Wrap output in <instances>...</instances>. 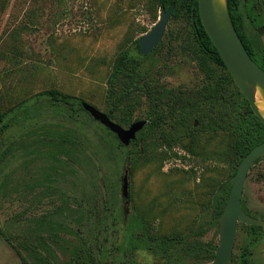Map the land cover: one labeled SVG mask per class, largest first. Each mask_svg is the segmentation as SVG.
<instances>
[{
  "label": "rangeland",
  "instance_id": "obj_1",
  "mask_svg": "<svg viewBox=\"0 0 264 264\" xmlns=\"http://www.w3.org/2000/svg\"><path fill=\"white\" fill-rule=\"evenodd\" d=\"M238 12L243 35L264 60V35L255 31L264 26V0H240ZM159 17L156 0H0V113L27 102L0 128V228L14 245H38L35 257L19 250L29 264H75L76 256L90 252L101 264L194 263L177 258L175 246L160 254L144 249L136 239L139 217L153 234H181L217 248L212 205L238 165L233 136L216 128L211 104L196 96L207 82L180 48L183 20L170 17L161 46L137 56L134 41ZM125 49L141 59L140 73L169 94L160 97L164 104L190 106L191 118L208 115L212 128L164 144L159 135L168 122L147 128L142 95L130 125L146 124L118 151L115 134L84 109L42 94L54 89L107 115L108 79ZM181 95L191 101L174 104ZM129 153L139 155L133 167L123 161ZM125 173L128 199L121 194ZM241 203L247 215L264 221V159L248 172ZM246 226L238 223L229 264L242 258L264 264V228ZM198 227L205 230L199 238ZM0 264H21L2 239Z\"/></svg>",
  "mask_w": 264,
  "mask_h": 264
},
{
  "label": "trees",
  "instance_id": "obj_2",
  "mask_svg": "<svg viewBox=\"0 0 264 264\" xmlns=\"http://www.w3.org/2000/svg\"><path fill=\"white\" fill-rule=\"evenodd\" d=\"M156 1L158 7L164 8V10H167L170 5L173 4L174 9L170 17L173 19H181L185 22L184 28L178 33L180 48L186 56L194 61L197 69L207 82L196 92V96L211 104V114L217 120L215 123L216 128H220L222 131L224 130L233 136V151L239 163L254 146L264 141V126L253 114L248 102L235 86L219 54L204 31L198 14L197 0ZM226 4L230 19L246 51L252 60L264 70V60L261 57L263 51H258L256 54L250 42L247 41L242 33V19L238 12V0H226ZM134 42L137 56L142 57L143 55L139 53L138 39ZM159 45L161 46V41L157 46ZM138 57L134 58V56L125 49L115 60L111 75L108 79L106 91V102L107 105L110 106V111L107 116L110 119H114L113 112L118 111V115L114 120L119 125L128 127L131 123L132 114L141 105L140 96L144 95L148 103L147 117L149 123L147 128L153 127L154 129L160 130V125L168 122L169 129L159 135V140L164 144H180L183 139L204 133L209 129V126L212 128V125H207L205 121L208 119V115H200V117L191 118L190 114L192 111L190 106L188 108L186 105H181L177 106L176 109V106L170 107L164 104L160 97L165 96L164 99H167L169 94L165 93L163 88L158 86L157 83H153L152 80H148L140 73L139 67H141V59ZM42 94L54 102L72 103L80 110H83L81 105L82 101L75 97L54 89L46 90ZM175 101L174 104H179L178 101L187 104L191 100H182L181 95L178 96ZM24 103L27 102L23 101L0 113V128L3 126L4 119L13 113L14 109H19ZM120 106H122V108H120ZM123 148L124 147L117 142L116 149L120 151V149ZM138 156L139 155L135 156L129 153L123 156V161L126 163L131 160V167H133ZM1 160H3L2 155H0V161ZM260 160L261 159H257L254 164L258 163ZM235 171L236 169H234L233 175ZM230 179L222 185L212 205L213 211L210 222L216 229L218 228V218L229 195L231 187ZM139 219L136 239L143 241L144 249L151 253L160 254V252H165L172 246H175V249H177L176 257L180 258L181 256H187L190 261H194L192 264H205L213 260L216 250V246H214L213 243H206L198 240L191 241L187 236L181 234L170 236L153 234L151 230L144 227V220L140 217ZM246 227L254 231L261 229V227L256 226ZM204 232L205 230L203 228L198 227L194 235L199 238ZM131 238L130 249L133 251L136 245L133 243L134 236H131ZM0 239L6 242L20 257L21 264L29 263L21 257L19 252L20 249L32 253V255L34 254V257L37 253L38 245L28 242H21L18 243V245H14L5 236L1 228ZM73 261L75 264H101V260H96L92 252L87 256H76ZM38 264L44 263L39 262ZM124 264L138 263L132 260ZM240 264L249 263L243 261L240 262Z\"/></svg>",
  "mask_w": 264,
  "mask_h": 264
},
{
  "label": "water",
  "instance_id": "obj_3",
  "mask_svg": "<svg viewBox=\"0 0 264 264\" xmlns=\"http://www.w3.org/2000/svg\"><path fill=\"white\" fill-rule=\"evenodd\" d=\"M198 14L212 45L219 54L235 86L244 96L253 114L264 126V70L252 60L240 40L230 19L226 0H197ZM174 5L160 8V17L154 27L138 39L139 53H150L161 41ZM264 35V26L256 29ZM256 96L260 101L256 100ZM82 108L102 126L115 134L119 143L128 146L144 127L145 121L133 122L128 128L111 121L106 114L82 102ZM257 159H264V141L254 146L238 163L231 177V187L225 206L218 218L219 241L213 260L209 264H228L230 261L238 223L264 228V221L252 218L241 208V197L248 172ZM121 194L128 199L127 175L122 178Z\"/></svg>",
  "mask_w": 264,
  "mask_h": 264
},
{
  "label": "flooded vegetation",
  "instance_id": "obj_4",
  "mask_svg": "<svg viewBox=\"0 0 264 264\" xmlns=\"http://www.w3.org/2000/svg\"><path fill=\"white\" fill-rule=\"evenodd\" d=\"M255 2H256V1H255ZM255 2H254V3H255ZM239 6H240V0H238V7H239ZM260 27H261V26H260ZM255 31H256V30H255ZM260 36H262V35H260ZM254 165H255V164H254ZM254 165H253V166H254ZM241 198H242V197H241ZM241 205H242V203H241ZM242 207H243V206H242ZM242 207H241V208H242ZM243 209H244V208H243ZM244 210H245V209H244ZM245 211H246V210H245ZM230 259H231V258H230ZM241 260H242V261H245V260H247V258H242ZM229 263H230V261L228 262V264H229Z\"/></svg>",
  "mask_w": 264,
  "mask_h": 264
},
{
  "label": "bare ground",
  "instance_id": "obj_5",
  "mask_svg": "<svg viewBox=\"0 0 264 264\" xmlns=\"http://www.w3.org/2000/svg\"><path fill=\"white\" fill-rule=\"evenodd\" d=\"M256 100H257V101H260V99H259V97H258V96H256Z\"/></svg>",
  "mask_w": 264,
  "mask_h": 264
}]
</instances>
